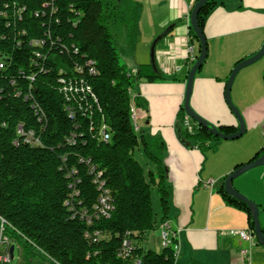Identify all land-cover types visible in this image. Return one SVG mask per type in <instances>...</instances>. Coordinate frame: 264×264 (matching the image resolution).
I'll return each mask as SVG.
<instances>
[{
	"label": "trees",
	"instance_id": "1",
	"mask_svg": "<svg viewBox=\"0 0 264 264\" xmlns=\"http://www.w3.org/2000/svg\"><path fill=\"white\" fill-rule=\"evenodd\" d=\"M46 1L0 0V60L6 61L0 69L3 237L9 239L10 245L14 241L22 247L24 264H31L36 254L53 264H177L173 246L159 252L143 246L145 235L159 227L151 202L152 185L160 199L159 222L169 220L173 190L162 166V143L140 138L133 127L129 109L134 76L119 59V50L133 52L135 48L140 5L135 0H54L46 6ZM216 3L209 0L198 13L203 31L206 17ZM19 7L22 19L8 21L1 14ZM22 29L25 33H21ZM120 31L125 36V46L119 49ZM189 34L197 43L198 55L200 41L190 25ZM33 38L44 43L33 45ZM161 73L151 64H141L136 77L151 80ZM30 75L33 80L28 78ZM69 80H77L79 87H90L85 106L79 107L75 102L78 100L67 96L64 85ZM35 102L44 116L36 111ZM135 103L138 106L136 98ZM69 106L74 109L73 117L69 116ZM185 116L182 105L175 126L180 140L186 142L189 138L197 145L213 142L204 150L216 149L222 138L192 118L196 129L188 132ZM103 123L109 128V140L100 138ZM19 124L34 130L42 145L24 142L18 134ZM238 128L219 127L227 134ZM15 138L18 144L13 143ZM140 143L156 163L155 173H145L135 159L134 151ZM262 151L264 148L254 159ZM244 165L238 164L234 170ZM99 172L104 186L111 190L113 208L108 217L86 221L81 211H92L98 201L100 191L94 179ZM74 189L77 194L70 197ZM217 192L226 204L248 214L254 230L249 205L228 194L224 183ZM69 200L70 205L66 203ZM95 231L104 237L94 241L86 235ZM124 238L137 246L130 258L118 255ZM186 264L201 263L190 260Z\"/></svg>",
	"mask_w": 264,
	"mask_h": 264
},
{
	"label": "crops",
	"instance_id": "2",
	"mask_svg": "<svg viewBox=\"0 0 264 264\" xmlns=\"http://www.w3.org/2000/svg\"><path fill=\"white\" fill-rule=\"evenodd\" d=\"M146 1L147 11L146 6L138 2L134 62L128 71L134 76L132 94L138 102L139 136L162 143V166L173 190L169 226L171 230L181 229L177 264L190 260L201 264H264V247L257 238L250 246L230 233L232 228H250L248 214L226 204L217 192L224 183V176L234 171L238 164L251 162L264 148V62L242 68L232 85L233 99L246 121V131L241 137L222 139L216 149L205 150L204 147L213 142L197 145L189 138L186 142L180 140L175 126L184 103L188 67L171 75L161 73L160 68L163 63H185L182 56L190 44L188 37L191 40L190 15L196 0ZM216 2L205 20L208 55L196 73L190 103L214 126L238 127L239 121L226 102V84L236 63L258 52L264 44V0ZM158 36L155 62L162 76L151 80L137 78L139 65L151 64L150 47ZM191 44L198 53L196 42L191 40ZM137 151L136 158L144 172L155 173L157 165L148 157L142 143L134 152ZM246 171L238 174L232 185L253 201L263 203L264 195H255L244 184L245 175L252 177ZM210 180L215 181L212 186L207 184ZM157 219L159 223L160 217ZM259 219L264 227V208L260 206ZM244 249L249 250L247 255L243 254Z\"/></svg>",
	"mask_w": 264,
	"mask_h": 264
},
{
	"label": "built area",
	"instance_id": "3",
	"mask_svg": "<svg viewBox=\"0 0 264 264\" xmlns=\"http://www.w3.org/2000/svg\"><path fill=\"white\" fill-rule=\"evenodd\" d=\"M54 3V0H47L45 2L46 6H49ZM6 6L8 4H5ZM54 9V7H53ZM2 15L6 16L8 18V21H11L12 19H22V10L21 7L18 9L13 10L11 13H8L6 10L1 12ZM37 14V12H36ZM21 33H25V29H22ZM188 42L190 43L187 50L185 53H183V58H185V63L184 64H177V63H163L161 64V72L164 74H174L179 72L184 66L188 67V71L190 67L193 65V63L197 59V53L195 52V47L194 45L191 44V40L188 37ZM31 44H43L44 41L39 38H33L30 41ZM38 56H40L39 52H36ZM6 66V61L4 59L0 60V69H3ZM81 70V69H78ZM92 72H95L93 68H91ZM30 80L34 79L33 75L28 76ZM63 83H66V80L62 79ZM82 81V80H81ZM64 90L67 93L68 97H72V99L78 100L75 101L79 104V107L83 106L85 102L87 104L86 97L87 94L89 95L91 93V89L89 86H78V81L77 80H69L66 85H64ZM94 96V95H93ZM34 106L36 108V111L41 114V116H44V112L41 108V106L35 102ZM85 106V105H84ZM131 107H133L134 112H136V119H137V126H138V133L140 131V124H139V113H138V108L135 103V95L133 94V99H132V104ZM68 112L69 116L73 117L75 115L74 109L72 107H68ZM184 126L186 127L187 131L190 133H194L196 129V125L193 124L191 117L186 114L184 118ZM18 134L22 137L24 142H28L34 146H40L42 145V142L40 138L35 134L34 130L32 129H25L22 124H19L18 126ZM100 138L103 140H109L110 139V132L109 128L107 127L106 124L103 123L102 127L100 128ZM73 139V138H71ZM19 140L15 138L13 140V143L18 144ZM93 170V167H92ZM101 172L96 173L94 182L97 184V188L100 191V195L98 197L97 203L93 206L92 211H88L87 209H82L81 214L82 217L85 218L86 221H93L95 219H98L100 217H108L110 214V211L113 208L112 204V197H111V190L106 188L105 181L102 180L101 178ZM214 180H210L207 184L208 185H213ZM75 194H77V191L74 189L72 193H70V197H73ZM68 205H70V200L66 202ZM169 223L170 221L167 219L163 222H159V228H160V244L162 248L173 246L175 250V254H177L178 247H179V242H178V236L179 233L181 232V229H176V230H169ZM1 230V238L4 239L3 243L8 242L7 237H3V226L0 227ZM231 234L238 235L241 239L244 241L248 242L250 246L256 243V235L253 229L251 228H246V229H237V228H232L230 230ZM87 236L93 237V240H99L100 238L104 237V235H97V231H95L92 235L90 233H86ZM1 240V239H0ZM174 240H177V242H174ZM137 246L136 243L133 242V240L129 238H124L121 246L119 248L118 255L123 257V258H130L132 257L133 253L135 252ZM248 249L243 250V254L247 255ZM11 254L9 251V248L7 251L4 252L3 256L0 257V262L1 264H5L11 260ZM135 261L137 263H140L139 258H135Z\"/></svg>",
	"mask_w": 264,
	"mask_h": 264
},
{
	"label": "water",
	"instance_id": "4",
	"mask_svg": "<svg viewBox=\"0 0 264 264\" xmlns=\"http://www.w3.org/2000/svg\"><path fill=\"white\" fill-rule=\"evenodd\" d=\"M208 1L209 0H197L193 6V9H192L191 15H190V26L192 27V29L194 30L195 34L197 35V37L200 41V52L198 54V57H197L195 63L190 67L188 74H187L186 91H185V97H184V104L183 105H184L186 114H188L200 126L207 127L213 135L218 136L222 139H227V140L237 139L245 133L246 124H245V121L243 119V116H242L240 110L234 104V102L232 100V97H231L232 85H233V82H234V79H235L237 73L242 68L254 63L255 61H257L258 59H260L264 55V44L262 45V47L260 48V50L258 52L251 55L250 57L240 61L233 68V70H232V72L228 78V81L226 84V89H225V98H226L227 104L230 106L231 110L236 115V117L239 121V128L235 133H231V134L224 133L219 129V127L214 126L212 123L208 122L203 116H201L198 112H196L192 108L191 103H190L196 73L202 67V64L204 63V61L206 60L207 55H208L207 39H206V36L204 34V31L202 30V28L199 24V21H198V13H199L201 7ZM159 37L160 36H158L157 38H155L153 40L151 47H150L151 66L156 71H158V69L156 67V62H155V55H156L155 48H156V44L159 40ZM263 164H264V153L259 158L254 159L253 161L245 164L244 166H242V167L232 171L230 174H228L224 180V189L228 194L239 198L240 200H242L243 202H245L246 204L249 205V207L252 211V221L254 223L255 235H256L259 243L264 247V234L262 232V227L260 225L258 204L256 202L250 200L247 196H245L240 191H238L236 188H234L232 186V183H231L232 180L241 172H243L245 170H249V169L254 168L256 166H259V165H263ZM9 251H10L11 257L13 258L14 245L10 246Z\"/></svg>",
	"mask_w": 264,
	"mask_h": 264
},
{
	"label": "rangeland",
	"instance_id": "5",
	"mask_svg": "<svg viewBox=\"0 0 264 264\" xmlns=\"http://www.w3.org/2000/svg\"><path fill=\"white\" fill-rule=\"evenodd\" d=\"M135 1H137V2L141 1L140 3L144 4L146 6V2H147L146 0H140V1L135 0ZM218 1H221V0H218ZM226 3H228V2H226ZM147 9H148V7L146 6L145 11H147ZM117 41H118L119 49L125 46L124 45L125 36L121 31L117 33ZM119 59H120V63L123 64L127 70L132 69L131 67H132V64L134 62L133 52H124V51L119 50ZM260 62H264V55L260 59L255 61L254 63L250 64L248 67H250L252 65L254 66V64H257ZM233 86H234V84H233ZM233 86H232V90H233ZM232 99H233V94H232ZM233 102L235 103L234 99H233ZM236 106L240 110V108L237 104H236ZM240 112L243 116V113L241 110H240ZM243 119L245 121L244 116H243ZM192 122L194 123L193 120H192ZM245 124H246V121H245ZM136 148H138V146H136ZM141 152L143 154L144 151H141ZM138 155H139L138 151H137V153L134 152L135 159H137L136 157H138ZM246 172H248L252 176L251 178H248V175H245V176L243 175L244 178L247 179L244 182L246 187L249 188L251 191H253L255 193V195H261V196L264 195V164L256 166L254 168H251V169L247 170ZM204 178L207 179V177H204ZM212 179L218 180L217 177H212ZM233 187H235V186H233ZM236 189L238 190V188H236ZM240 192L242 194H244L245 196H247L250 200H252L246 193H244L242 191H240ZM151 202H152L154 216L157 219L161 215L160 199H159V194H158L157 189L153 186L151 189ZM256 203L259 204L258 202H256ZM259 206H260V209H263L264 208V202L260 203ZM159 236H160L159 228H158V226H156L155 229H153L149 233H147L146 240L144 241V247L147 249L154 250L156 252L161 251L162 247H161L160 242H159V238H160ZM0 239H1L0 240V257H2L4 252L7 251L8 248L10 250L11 245H10L9 240H8V242L3 243L4 239L1 238V230H0ZM12 245H14L13 258H11V260L9 262H7L6 264H24L26 259H25V255H24V251H23L22 247L17 242H14V241H13ZM0 264H1V262H0ZM31 264H53V263L50 260H45L42 257H40L38 254H36L35 258L33 259Z\"/></svg>",
	"mask_w": 264,
	"mask_h": 264
},
{
	"label": "bare ground",
	"instance_id": "6",
	"mask_svg": "<svg viewBox=\"0 0 264 264\" xmlns=\"http://www.w3.org/2000/svg\"><path fill=\"white\" fill-rule=\"evenodd\" d=\"M130 92H131V94H132V90H130ZM130 94V95H131ZM132 97H133V94H132ZM133 99V98H132ZM131 104H132V101H131V103H130V111H129V115H130V119H131V122H132V124H133V127H134V129H135V131L136 132H138V126H137V119H136V112H134V109H133V107H131ZM169 230H171L170 229V226H169Z\"/></svg>",
	"mask_w": 264,
	"mask_h": 264
}]
</instances>
